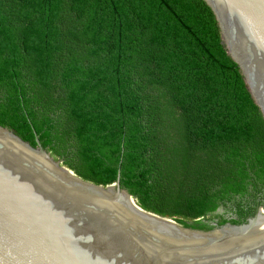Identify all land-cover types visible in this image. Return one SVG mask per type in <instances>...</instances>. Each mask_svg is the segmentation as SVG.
I'll list each match as a JSON object with an SVG mask.
<instances>
[{"label":"trees","instance_id":"trees-1","mask_svg":"<svg viewBox=\"0 0 264 264\" xmlns=\"http://www.w3.org/2000/svg\"><path fill=\"white\" fill-rule=\"evenodd\" d=\"M0 126L176 222L264 208V118L203 0H0Z\"/></svg>","mask_w":264,"mask_h":264},{"label":"water","instance_id":"water-1","mask_svg":"<svg viewBox=\"0 0 264 264\" xmlns=\"http://www.w3.org/2000/svg\"><path fill=\"white\" fill-rule=\"evenodd\" d=\"M203 1L264 118V0ZM35 142L0 126V264H264L263 207L240 224L176 222L139 207L119 171L95 185Z\"/></svg>","mask_w":264,"mask_h":264},{"label":"flooded vegetation","instance_id":"flooded-vegetation-1","mask_svg":"<svg viewBox=\"0 0 264 264\" xmlns=\"http://www.w3.org/2000/svg\"><path fill=\"white\" fill-rule=\"evenodd\" d=\"M240 200L239 197H236L233 201L234 204L232 202H228L226 203V205L220 207L219 209H217V211L215 212V214L217 215H222L224 219L226 220H231L232 218L236 219L237 215H236V201ZM241 202V208H243L244 211L249 212L251 210V208L255 209L254 211H256L257 207H262L260 204L262 202V195L261 193H256L254 197H249V196H245L244 199H242ZM219 210V211H218ZM215 222H217V219L215 220ZM213 224V222L211 223Z\"/></svg>","mask_w":264,"mask_h":264},{"label":"rangeland","instance_id":"rangeland-1","mask_svg":"<svg viewBox=\"0 0 264 264\" xmlns=\"http://www.w3.org/2000/svg\"><path fill=\"white\" fill-rule=\"evenodd\" d=\"M50 153V152H49ZM51 154V153H50ZM52 156V155H51ZM54 159H56L55 157H53ZM58 159V158H57Z\"/></svg>","mask_w":264,"mask_h":264},{"label":"bare ground","instance_id":"bare-ground-1","mask_svg":"<svg viewBox=\"0 0 264 264\" xmlns=\"http://www.w3.org/2000/svg\"><path fill=\"white\" fill-rule=\"evenodd\" d=\"M133 203H135V202H133Z\"/></svg>","mask_w":264,"mask_h":264}]
</instances>
